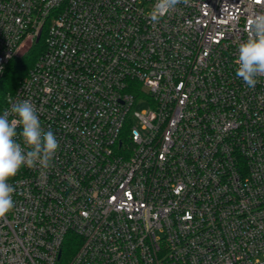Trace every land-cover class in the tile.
Segmentation results:
<instances>
[{"label":"built area","instance_id":"obj_1","mask_svg":"<svg viewBox=\"0 0 264 264\" xmlns=\"http://www.w3.org/2000/svg\"><path fill=\"white\" fill-rule=\"evenodd\" d=\"M155 2L0 0V83L44 46L0 113L59 142L9 181L0 264H264V77L235 75L264 0Z\"/></svg>","mask_w":264,"mask_h":264},{"label":"clouds","instance_id":"obj_2","mask_svg":"<svg viewBox=\"0 0 264 264\" xmlns=\"http://www.w3.org/2000/svg\"><path fill=\"white\" fill-rule=\"evenodd\" d=\"M181 2L187 0H156L151 20L159 21ZM247 25V38L238 45L235 75L253 88L258 77H264V12L253 13ZM58 148L56 136L42 127L37 107L30 99L11 103L0 113V218L15 207L16 189L9 181L24 166L49 168Z\"/></svg>","mask_w":264,"mask_h":264},{"label":"trees","instance_id":"obj_3","mask_svg":"<svg viewBox=\"0 0 264 264\" xmlns=\"http://www.w3.org/2000/svg\"><path fill=\"white\" fill-rule=\"evenodd\" d=\"M44 50L42 43L32 46L20 57L13 58L6 66L2 81L0 83V99L14 93L20 82L28 75L37 63ZM70 254V252H69Z\"/></svg>","mask_w":264,"mask_h":264},{"label":"water","instance_id":"obj_4","mask_svg":"<svg viewBox=\"0 0 264 264\" xmlns=\"http://www.w3.org/2000/svg\"><path fill=\"white\" fill-rule=\"evenodd\" d=\"M39 41V37H38V39H37V41L36 42H38Z\"/></svg>","mask_w":264,"mask_h":264},{"label":"rangeland","instance_id":"obj_5","mask_svg":"<svg viewBox=\"0 0 264 264\" xmlns=\"http://www.w3.org/2000/svg\"><path fill=\"white\" fill-rule=\"evenodd\" d=\"M22 54V53H21Z\"/></svg>","mask_w":264,"mask_h":264}]
</instances>
